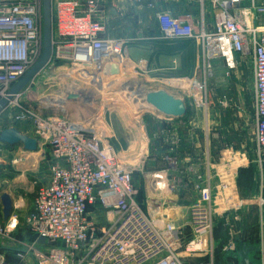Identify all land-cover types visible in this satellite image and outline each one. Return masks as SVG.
<instances>
[{
  "label": "built area",
  "instance_id": "2783aa9c",
  "mask_svg": "<svg viewBox=\"0 0 264 264\" xmlns=\"http://www.w3.org/2000/svg\"><path fill=\"white\" fill-rule=\"evenodd\" d=\"M115 1L153 12L164 40L192 38L202 49V70L208 74L213 59L234 69L238 58L252 57L256 143L264 164V0H198L199 4L210 2L216 10L212 26L160 9L157 0ZM52 7L54 47L49 64L65 62L90 69L94 73L87 76L95 80L114 77L104 73L111 64L123 70L128 39L113 31L123 8L105 0H52ZM42 52V0H0V103L7 99L0 106V124L4 119L10 124L29 122L38 147L47 149L49 167L48 181L37 187L24 215L13 203L11 215L5 219L0 194V264H215L217 222L247 202L236 191L234 175L239 166L233 157L220 159L214 183L209 174L194 179L197 197L188 219L169 220L170 215L161 214L163 205L175 204L180 191L177 181L169 180L168 170L158 172L154 181L147 176L153 199L140 200L135 182L138 162L123 161L92 125L39 115L23 100L25 88L9 98L13 86ZM162 80L174 87L171 81L183 84L195 78ZM204 98L197 100L196 108L206 105ZM8 128L0 126V136ZM172 132L169 145L178 148L181 138L175 129ZM2 144L0 141V170L4 165ZM171 159L163 158L169 164ZM260 200L263 205L264 197ZM154 208L161 212L154 214ZM21 218L33 239L19 237ZM41 238L45 242H39ZM234 250L233 239L222 248L228 254Z\"/></svg>",
  "mask_w": 264,
  "mask_h": 264
},
{
  "label": "rangeland",
  "instance_id": "374dc122",
  "mask_svg": "<svg viewBox=\"0 0 264 264\" xmlns=\"http://www.w3.org/2000/svg\"><path fill=\"white\" fill-rule=\"evenodd\" d=\"M105 1H112L124 10L113 23L116 35L128 39L124 53L143 47L152 50L155 44L163 40L155 24L153 12L144 11L123 1ZM174 3L177 4V9H191L189 1L187 6L183 1L176 0ZM223 63L220 59H213L211 74L201 69L195 82H184V87L176 86L174 82L173 87L152 74V61L144 70L147 72H142L138 62L127 57L126 66L121 69L120 74L98 80L84 75L77 66L57 62L45 67L25 87L23 100L40 104L46 100L45 97L88 92L87 101L91 108L84 111L74 106L71 112L76 113L75 116L87 115V122L99 134L107 137L123 161L135 165L138 162V167H135V182L142 188L143 201L148 199L150 202L153 199L147 176H151L154 181L158 172L168 170L169 180L177 181L175 183L180 191L179 200L175 204L167 202L163 205L162 212L157 211L164 214L163 216L170 215L169 220L174 221L175 217H180L182 221L188 219L191 204L197 197L194 179L199 175L209 174L214 183L220 159L232 156L234 163L239 166L234 175L236 191L247 202L242 209L228 212L217 222L214 230L216 254L222 251L221 243L226 244L230 239L234 240L235 245L248 238L259 241V232L264 228V204L260 200L264 197V164L261 163L256 143L254 64L249 56L238 58L237 67L234 69H226V64ZM200 83L202 88L196 86ZM170 84L172 85V81ZM133 85L145 91L164 90L184 100L188 106L195 107L197 100L201 96L205 97L206 105L195 107L196 110H193L189 120L191 125L184 129V137L179 134V138L186 144L184 148L169 145L173 127L160 124L157 118L142 112L144 100ZM0 126H10L31 138L35 137L32 125L27 121L10 124L4 119ZM46 152L45 147L28 151L23 144H2L4 165L0 170V194H9L13 203L19 206L18 211L22 215L31 208L37 187L48 181ZM166 156L172 158L171 164L163 160ZM20 224L22 229L18 234L21 232V238L32 239L33 233L24 229L25 218H21ZM260 258L262 259L261 253Z\"/></svg>",
  "mask_w": 264,
  "mask_h": 264
},
{
  "label": "water",
  "instance_id": "95a60500",
  "mask_svg": "<svg viewBox=\"0 0 264 264\" xmlns=\"http://www.w3.org/2000/svg\"><path fill=\"white\" fill-rule=\"evenodd\" d=\"M114 13V11H112ZM42 29H43V52L40 59L28 70V72L13 86L10 91L11 98L13 95L20 93L27 87L40 73L47 67L51 61L54 47V22H53V7L52 0H42ZM172 41V40H171ZM175 41V40H173ZM84 74L92 75L94 72L87 68H79ZM106 76L117 75L120 73L118 64L109 65L105 71ZM87 101V95L85 96ZM7 99L1 101L0 106L4 105ZM80 100L76 97H71L66 106L49 105L48 103L40 102L35 104L33 101H26V105L36 111L43 117H60L71 122L82 121L87 122L88 116L72 113L71 109L76 106L80 110L91 108V104L87 101L85 105H81ZM84 104V103H83ZM189 106L182 99L176 98L164 90L151 91L146 95V104L142 107V112L151 114L158 121L175 123L179 125H187L191 116H189ZM174 121V122H172ZM0 141L3 144L11 146L24 145L28 151H37L38 142L36 139L22 134L16 128L4 129L0 136ZM1 205L3 208L4 218L8 219L13 210V200L7 193L1 196ZM39 242H45L41 238Z\"/></svg>",
  "mask_w": 264,
  "mask_h": 264
},
{
  "label": "crops",
  "instance_id": "0c3cea01",
  "mask_svg": "<svg viewBox=\"0 0 264 264\" xmlns=\"http://www.w3.org/2000/svg\"><path fill=\"white\" fill-rule=\"evenodd\" d=\"M157 1V6L160 9L169 11L178 17H190L195 24L205 22L207 26H212L214 23L216 10L208 1L204 2L203 4H199L197 0H178L179 2L183 1L185 6H187L189 1L191 6L190 10L177 9V4L174 3L176 0H167V2L164 0ZM194 5H196V7H194ZM197 5H199V7ZM177 40L175 43L179 45L167 44V46H163L161 48L154 47L152 50L145 47L136 48L131 52L126 51L125 54L129 60H136L138 62V66H140L139 68H141L142 72L147 69L148 63L152 61L154 68H151V72L154 76L156 75L155 77L194 79L199 76V73L201 72V69L204 65L202 49L192 38H179ZM174 82L177 84L176 86H183V84L176 81H173L172 85H174ZM192 115L193 111H191V116ZM158 123L170 125L179 134H182V137H184V133L186 132L184 129H188L191 125L190 123L184 126L179 124L174 125L173 123L164 121H158ZM180 146L183 148L186 146L184 141H180L179 147ZM259 233V241H256L253 244L249 242V247L245 246L248 247L245 250H243V248L241 249L239 244H237L235 245V250L233 253L224 254L222 251H219L215 255V264H264V228H262ZM260 253L262 255V259L260 258Z\"/></svg>",
  "mask_w": 264,
  "mask_h": 264
},
{
  "label": "bare ground",
  "instance_id": "6f19581e",
  "mask_svg": "<svg viewBox=\"0 0 264 264\" xmlns=\"http://www.w3.org/2000/svg\"><path fill=\"white\" fill-rule=\"evenodd\" d=\"M197 85H199V84H197ZM133 88L138 90L142 94L143 100L145 101V96L147 95L148 92L145 91L144 89H140V87H138L136 85H133ZM86 95H89V93L86 92V91H82V92L80 91V92H75V93L71 92V93H69V96H66V94H62V96H59V97H47L46 98L44 96L45 99H46L44 101V103H48L49 105L53 104V105H56V106H66L67 103L69 102V100L71 99V97H76V98H78L80 100L81 103L80 102L79 103L81 105H85L86 102H87V101H85L86 100V98H85ZM144 104H146V101L144 102ZM157 211H160V209H158V208L155 209L154 208V214H159Z\"/></svg>",
  "mask_w": 264,
  "mask_h": 264
},
{
  "label": "trees",
  "instance_id": "16d2710c",
  "mask_svg": "<svg viewBox=\"0 0 264 264\" xmlns=\"http://www.w3.org/2000/svg\"><path fill=\"white\" fill-rule=\"evenodd\" d=\"M177 39H175V41H176ZM175 41H169V40H161V41H159L157 44H155V48H161V47H163V46H167V44H171V45H179V44H177V43H175ZM178 41V40H177ZM189 116H191V109H190V107H189ZM160 125V124H159ZM144 197H143V194H142V188H140V195H139V199L140 200H142ZM20 237H22V235L20 234ZM32 239L34 238L33 236L31 237ZM248 242V243H247ZM249 242L251 243V244H253L254 242H256V241H252V240H250L249 238L248 239H246V240H242V241H240V242H238V244H239V246H240V248L242 249L243 248V250H245V249H247L249 246H248V244H249ZM246 243V244H245ZM244 244V245H243ZM223 245H224V243H221V249H222V247H223ZM245 246H248V247H245ZM255 247V246H254ZM251 249V248H250ZM221 251V250H220ZM252 251H253V249H252ZM217 254V253H216ZM215 254V255H216ZM9 259H11V258H9Z\"/></svg>",
  "mask_w": 264,
  "mask_h": 264
}]
</instances>
